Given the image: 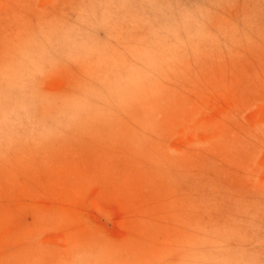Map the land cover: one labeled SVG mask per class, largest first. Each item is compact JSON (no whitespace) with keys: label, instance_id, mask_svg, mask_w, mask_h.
I'll return each instance as SVG.
<instances>
[{"label":"rangeland","instance_id":"rangeland-1","mask_svg":"<svg viewBox=\"0 0 264 264\" xmlns=\"http://www.w3.org/2000/svg\"><path fill=\"white\" fill-rule=\"evenodd\" d=\"M0 264H264V0H0Z\"/></svg>","mask_w":264,"mask_h":264}]
</instances>
